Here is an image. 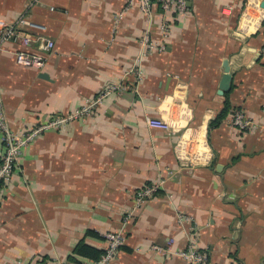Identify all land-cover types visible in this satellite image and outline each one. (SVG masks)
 I'll return each mask as SVG.
<instances>
[{
  "label": "crops",
  "instance_id": "1",
  "mask_svg": "<svg viewBox=\"0 0 264 264\" xmlns=\"http://www.w3.org/2000/svg\"><path fill=\"white\" fill-rule=\"evenodd\" d=\"M126 3L0 0V19L25 13L20 33L54 43L40 71L16 64L19 40L0 44L2 102L16 134L95 99L125 78L146 33L159 42L163 19L171 28L165 51L143 61L138 94L110 93L23 150L0 190V264H78L90 260L74 252L79 242L103 250L102 234L120 228L113 264H188L177 253L192 242L209 264H264V0H187L186 12L166 17L153 6L150 20ZM226 61L230 88L218 94ZM236 108L250 128L230 123Z\"/></svg>",
  "mask_w": 264,
  "mask_h": 264
},
{
  "label": "built area",
  "instance_id": "2",
  "mask_svg": "<svg viewBox=\"0 0 264 264\" xmlns=\"http://www.w3.org/2000/svg\"><path fill=\"white\" fill-rule=\"evenodd\" d=\"M40 0H30V6L38 4ZM187 0H127L123 10L127 9L133 3H137L140 10L145 14L146 19L150 20L152 15L153 6L159 7L163 13L169 14H182L186 12ZM121 10L114 18V24L116 25L122 17ZM159 26V32L161 40L155 42L151 40L150 36L146 33L141 39V49L134 58L132 65L125 73V78H121L119 81L112 82L106 85L105 89L93 100L88 101L84 106L76 109L75 111L61 116L54 117L47 122H42L36 126H32L25 130L21 134H16L8 128L6 113L2 102V93L0 90V132H1V144L2 151L0 154V190L2 186H5L11 179L13 169L16 167L19 157L23 150L28 147L32 142L38 139L43 132L48 130H64L66 126L77 119H84L95 106L101 102V100L110 93L120 94L128 89L132 90L135 94L139 93V86L143 79L142 63L143 61L152 56L153 54L164 52L165 44L164 40L170 34V24L163 19ZM26 22V14L23 13L18 16L14 23H6L0 19V44L10 39L19 40L20 49L14 52L15 62L20 66L34 68L36 70H42L45 66V56L41 52H49L52 50L54 43L51 39L42 37L33 38L29 33H20L19 27ZM114 25V26H115ZM38 41V51H30L31 44ZM130 76V80H125ZM124 79V80H123ZM264 115V106L261 108ZM230 123L241 130L248 129L252 126V122L248 119L244 112L240 109H232L229 113ZM146 122L149 126L160 127L168 129V123L161 118L147 117ZM184 161L183 164H186ZM170 173L171 170H166ZM163 179H159L156 183L139 190L136 194V201L142 202L146 197H149L155 190L162 186ZM185 218L181 214L178 215V220L183 221ZM105 240V247L103 252L97 259H90L82 261L78 264H113L117 251L124 246L125 236L123 230L120 228L114 231H107L102 234ZM152 248L159 252L165 251L163 247L153 245ZM188 264H209L207 252L198 246L197 242H192L187 247L178 252ZM40 264H50L49 262H41ZM63 264V263H58Z\"/></svg>",
  "mask_w": 264,
  "mask_h": 264
},
{
  "label": "trees",
  "instance_id": "3",
  "mask_svg": "<svg viewBox=\"0 0 264 264\" xmlns=\"http://www.w3.org/2000/svg\"><path fill=\"white\" fill-rule=\"evenodd\" d=\"M227 106L228 105L226 104L224 111H226V109L228 108ZM220 117L221 116H218V119ZM74 252L78 255L88 257L89 259H97L100 256V254L103 252V250H98V249L88 246L84 242H79L77 246L75 247Z\"/></svg>",
  "mask_w": 264,
  "mask_h": 264
},
{
  "label": "water",
  "instance_id": "4",
  "mask_svg": "<svg viewBox=\"0 0 264 264\" xmlns=\"http://www.w3.org/2000/svg\"><path fill=\"white\" fill-rule=\"evenodd\" d=\"M224 73L220 79V82L218 84V94H223L224 92L228 91L230 88V83H231V74H230V68L227 64V61L224 62ZM42 76H45L44 74H42Z\"/></svg>",
  "mask_w": 264,
  "mask_h": 264
},
{
  "label": "bare ground",
  "instance_id": "5",
  "mask_svg": "<svg viewBox=\"0 0 264 264\" xmlns=\"http://www.w3.org/2000/svg\"><path fill=\"white\" fill-rule=\"evenodd\" d=\"M199 156V155H198ZM183 160H186L184 157H183Z\"/></svg>",
  "mask_w": 264,
  "mask_h": 264
}]
</instances>
